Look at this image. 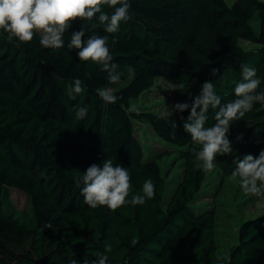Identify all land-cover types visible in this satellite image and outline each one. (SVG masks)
Segmentation results:
<instances>
[{
  "label": "trees",
  "instance_id": "trees-1",
  "mask_svg": "<svg viewBox=\"0 0 264 264\" xmlns=\"http://www.w3.org/2000/svg\"><path fill=\"white\" fill-rule=\"evenodd\" d=\"M129 14L116 33L104 32L96 19L77 20L59 49L42 47L39 34L22 43L0 30V264H68L72 258L83 264L104 253L106 244L112 246L109 264H264V213L245 219L237 241L220 250L216 209L196 205L205 197L207 171L195 167L201 146L183 129L189 111L166 115L130 108L131 99L159 76L184 84L172 90L175 104L191 103L209 80L223 105L236 98L245 64L257 69L258 92H264V0H131ZM85 23L108 36L123 85L110 84L100 65L80 61L77 50L67 47L71 32ZM241 39L258 47L244 48ZM213 68L219 70L215 76ZM77 78L84 87L79 95L72 92ZM103 88L113 89L115 104L100 98ZM76 106L87 108L84 119L76 118ZM214 111L206 126L215 123ZM136 119L167 144L189 143L184 177L168 200L159 163L143 159ZM242 131L249 142L237 146ZM228 138L231 169L245 154L258 156L264 150V107L254 102L232 122ZM226 156L218 155L214 164ZM107 159L128 170V199L142 195L146 180L155 185V198L115 211L85 204L76 178ZM14 192L25 196L26 206L15 204Z\"/></svg>",
  "mask_w": 264,
  "mask_h": 264
},
{
  "label": "clouds",
  "instance_id": "clouds-1",
  "mask_svg": "<svg viewBox=\"0 0 264 264\" xmlns=\"http://www.w3.org/2000/svg\"><path fill=\"white\" fill-rule=\"evenodd\" d=\"M105 6L114 11L109 14L105 11ZM130 8L131 0H0V30L8 34L9 40L15 38L22 43L31 42L34 35L39 34L42 47L59 49L64 47V34L72 28L73 22H90L96 19L103 26L104 32L116 33L122 22L131 19ZM96 28L95 23L82 24L78 30L71 32L67 47L77 50L80 61L100 65L101 70L108 74L109 83L115 84L120 81L122 73L118 71L119 65L113 62L108 36L97 34ZM86 35L87 39H84ZM115 43L113 40V45ZM127 71L131 74L134 69L129 66ZM218 72V69L213 68L211 75L215 76ZM240 75L241 79L234 87L236 99L231 102L222 105L214 83L205 80L200 85L199 93L194 98L190 97L191 103L174 105L176 112L189 111L183 129L195 144L201 146L195 152V167L198 169L211 171L215 168L214 161L218 155L232 152L228 134L233 121L241 120L250 112L254 102L264 107V92H258L261 79L257 75V69L241 65ZM195 82L194 79L193 83ZM169 87L180 91L184 84H170ZM83 91V82L79 78L75 79L72 92L79 95ZM98 95L106 104H115L118 100L111 88L98 89ZM210 109L215 110V123L206 126ZM74 111L76 118L80 120L87 115L86 107L76 106ZM171 127L177 128L174 121L171 122ZM237 139H242V136ZM234 163L236 167L232 176L239 178L241 189L258 198L264 196V150L258 156L245 154ZM130 181L128 170L120 164L114 166L111 159L91 164L76 178L77 186L83 185L80 194L85 204L93 209L106 206L112 211L126 204L142 205L146 199L155 198V185L151 180H146L142 186V195L135 194L128 199L132 187ZM136 243V239L131 241L133 246ZM111 251L112 246L106 244L104 253H98L92 260L85 259L83 264H109L106 253ZM68 264H80V261L72 258Z\"/></svg>",
  "mask_w": 264,
  "mask_h": 264
},
{
  "label": "rangeland",
  "instance_id": "rangeland-1",
  "mask_svg": "<svg viewBox=\"0 0 264 264\" xmlns=\"http://www.w3.org/2000/svg\"><path fill=\"white\" fill-rule=\"evenodd\" d=\"M240 44L247 49L258 47L254 42L245 39H241ZM124 83L118 82L117 87ZM170 84L168 78L159 76L150 89L131 99V110L150 109L162 114H170L175 105ZM234 99L236 98H230L226 103ZM134 128L143 147V159L155 160L161 167L167 185L165 200H168L184 177L185 153L189 149V143L184 146L167 144L156 135L151 125L143 120H134ZM241 136L242 139H237V146L249 142L243 131L240 132L239 137ZM231 161L232 157L227 155L221 159L220 166L215 165L213 170L207 171L203 186L205 197L196 203L197 206L216 209L215 233L220 250L228 249L237 241L239 226L245 219L264 213V196L258 198L241 189L239 178L232 176L234 169L229 167ZM12 198L19 207L26 206L23 194L14 192Z\"/></svg>",
  "mask_w": 264,
  "mask_h": 264
}]
</instances>
